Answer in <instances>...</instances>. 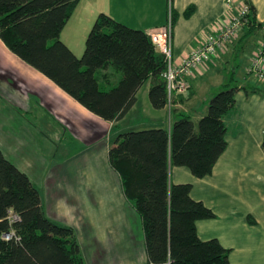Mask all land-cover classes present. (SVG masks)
Returning a JSON list of instances; mask_svg holds the SVG:
<instances>
[{"label":"crops","instance_id":"obj_1","mask_svg":"<svg viewBox=\"0 0 264 264\" xmlns=\"http://www.w3.org/2000/svg\"><path fill=\"white\" fill-rule=\"evenodd\" d=\"M228 1L171 0L174 15L173 56L177 64L196 50L210 33L222 29L228 18L236 13L237 7H231ZM234 1L237 3L239 0ZM244 1L255 10L260 26H247L241 32L239 42L228 47L227 54L201 65L195 77L189 79L191 90L183 95H175L171 104L162 110L153 108L149 98L152 84L150 81L145 83L137 94L135 104L121 119V124L132 114H137L134 118L144 114L146 119L156 121L149 129L170 128L172 119L176 120L182 114H188L198 123L208 113L212 98L234 77L235 83L243 89L236 96L234 111L225 119L229 145L213 174L204 179H195L189 169L172 166L170 174L173 168L175 171L170 181L173 185L191 184L192 198L214 211V219L197 224L201 239H218L226 249L232 251L231 264H264V147L257 139L264 135V84L248 75L252 59L264 40V0ZM191 8L194 9L193 15L185 17ZM101 14L149 34L166 26L169 0H81L71 22L78 31L88 32ZM77 40L70 48L78 57H82L85 47H82L80 38ZM239 56L243 57L242 62ZM239 70L244 72V82L235 77ZM107 72L112 75L110 70ZM112 77L116 80L114 75ZM15 90L19 93L14 94ZM143 92L146 107L140 109ZM27 93L43 103L45 117L65 129H52L55 138L61 139L65 135V138L82 142L90 147L86 152L95 147L86 156H76L84 162L82 167H78L82 175L77 176L76 169L72 177L61 179L63 168L58 167L52 174L40 178V187L45 190L42 201L47 217L57 223L62 221L71 225L86 264H150L142 219L129 204L119 174L110 166L111 146H108L111 148L105 161L99 165L101 175L93 176L91 173L99 162V145L109 131L116 128V123L105 121L90 112L16 56L0 38V105L8 108V114L14 115L8 105H16L30 112L33 99ZM8 114L0 111V149L11 161L14 157L12 154H16L14 141L2 122V116ZM168 116L169 124H165ZM131 129L134 128H125V131H140ZM121 134H124L122 129ZM22 170L26 171V168ZM206 191L212 192L214 202L204 197L203 192ZM116 219L119 220L121 241H111L110 231L106 227L107 221Z\"/></svg>","mask_w":264,"mask_h":264},{"label":"trees","instance_id":"obj_2","mask_svg":"<svg viewBox=\"0 0 264 264\" xmlns=\"http://www.w3.org/2000/svg\"><path fill=\"white\" fill-rule=\"evenodd\" d=\"M80 2L0 0V38L21 60L105 121H121L149 81L153 108L170 105L163 76L166 59L146 32L101 14L82 57L62 41ZM193 13L191 8L185 17ZM247 26H260L253 8ZM111 69L121 73L119 82L107 72ZM232 78L198 123L182 114L172 119L170 128L120 134L109 151L110 166L142 219L150 264H231L230 249L218 239L204 241L198 235V222L214 219V211L192 198L191 184H171L170 169L187 168L198 179L213 174L229 145L225 119L243 89ZM0 264H86L74 229L47 217L39 188L1 149Z\"/></svg>","mask_w":264,"mask_h":264},{"label":"rangeland","instance_id":"obj_3","mask_svg":"<svg viewBox=\"0 0 264 264\" xmlns=\"http://www.w3.org/2000/svg\"><path fill=\"white\" fill-rule=\"evenodd\" d=\"M170 3L171 0H169V5ZM71 21L72 20H70L68 25L66 26L65 32L62 36V41L65 44H67L69 47H71L74 43L78 42L77 39L80 38L82 42V47L83 46L85 47L86 41L88 39V35L94 23L92 24L88 32H81L78 31L77 28H75L74 22ZM261 42H263V40ZM77 45L79 46L78 43ZM220 52L222 54H227L228 48L226 49L221 48ZM192 53H194V51ZM188 57H186L185 59H187ZM239 61L240 62L243 61L242 56H239ZM182 62H180V64ZM175 64L180 65L177 64L176 61ZM251 69L249 68L248 70L250 73H251ZM110 72L112 76L114 75L116 77V82H119L122 76L121 73L116 72L114 69H111ZM243 74L244 72L242 73V71L239 70V72L235 76L236 79L239 80L240 82H244ZM232 76L233 74L231 75V77ZM254 78H256L260 83L264 84V81L260 80L256 76ZM18 93H19L18 90L14 91V94H18ZM28 94L29 93H27V95ZM28 96H30L33 99V102L31 104L32 110L30 112H27V110L25 109L21 110L20 107L16 105L13 106L8 105L9 108L14 112V115L8 114L9 111L6 106L0 105V111H2V113L4 114H8L2 116L3 118L2 122L5 125V129L7 130L9 137L13 139L14 149L16 150V154L15 155L12 154V157L13 156L14 157L11 158V162L16 164V166H19L21 170L23 168H26V171L23 170L22 171L26 172V174L29 176L31 181L39 188L41 193L44 194L45 190L42 189V187H40L41 177L45 178L47 174H52L54 170L57 169L58 167L63 168L60 173L61 179L66 177L67 178L72 177L76 169L78 170L77 176L82 175V171L78 167H82L84 162L78 160L76 156L78 154H81V156H86L91 151L93 152L95 147H92L90 152H86L87 150L90 149V147H88L86 144L82 142H79L75 139L70 140L68 137L65 138V135L61 139L55 138L54 132L53 133L51 132L52 129L55 128L56 130H64V131L65 129L62 126L55 123L49 117H45L46 109L43 106V103L39 99L35 98L33 94H29ZM139 107L140 109H144L146 107L144 92L140 96ZM136 115L137 114H132L122 124L121 121L117 122L116 128L112 132L109 131L108 135L106 136V139L99 145V162L96 163L94 168L91 170L93 176L101 175V169L99 165L103 160L105 161L107 151L109 148L114 146L116 139L121 134V129L125 133L127 132L125 131V128H134L131 130H144V129H149V126L155 125L156 121H153V119L151 120L146 119V116L144 114L143 115L140 114V116L134 118ZM169 121L170 118L168 116L165 121V124L166 122L169 124ZM64 123L68 127L70 126V124L67 121H64ZM151 123L153 125H151ZM133 124L135 125V127H128ZM257 139L260 141L261 146L264 147V135L259 136ZM174 169L175 168H173V171L171 170L172 172L171 178L173 177V173L175 171ZM194 178L198 179L196 177ZM203 195L204 197L208 198L210 201L214 202L211 191L203 192ZM108 221H110V219H108ZM108 221L106 227H108L110 231L111 241H115V240L121 241V232H119L118 230L119 220L116 219L115 221H111V222ZM60 224H64L66 226L68 225L67 223L62 221H60ZM68 226L70 227L71 225ZM79 232H81V229H79Z\"/></svg>","mask_w":264,"mask_h":264},{"label":"built area","instance_id":"obj_4","mask_svg":"<svg viewBox=\"0 0 264 264\" xmlns=\"http://www.w3.org/2000/svg\"><path fill=\"white\" fill-rule=\"evenodd\" d=\"M228 5L237 7L235 14H232L228 22L218 31H213L207 39L194 50L187 59L180 65H176L173 56V18L172 4L169 5L168 23L165 27L156 29L149 33L152 42L157 49L165 56L167 69L164 78L167 82L168 93L171 101L175 95H183L191 89L190 78L195 77V72L201 65L206 64L213 58H218L222 54L221 48H228L233 44L242 29L249 24L251 7L244 0L235 3L229 0ZM257 78L264 81V40L260 43L257 58L253 62L251 69ZM5 239L10 240L9 235H5Z\"/></svg>","mask_w":264,"mask_h":264},{"label":"bare ground","instance_id":"obj_5","mask_svg":"<svg viewBox=\"0 0 264 264\" xmlns=\"http://www.w3.org/2000/svg\"><path fill=\"white\" fill-rule=\"evenodd\" d=\"M250 25H251V24H250ZM251 74H252V73H251ZM253 77H255L254 74H253ZM115 171H116V170H115ZM117 174H118V173H117ZM198 235H199V234H198ZM9 236L11 237V235H9Z\"/></svg>","mask_w":264,"mask_h":264}]
</instances>
